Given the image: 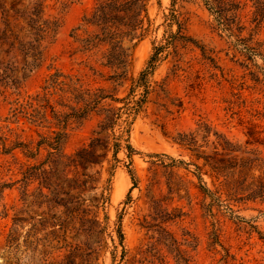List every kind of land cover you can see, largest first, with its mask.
I'll return each mask as SVG.
<instances>
[{
    "label": "trees",
    "instance_id": "16d2710c",
    "mask_svg": "<svg viewBox=\"0 0 264 264\" xmlns=\"http://www.w3.org/2000/svg\"><path fill=\"white\" fill-rule=\"evenodd\" d=\"M176 2L172 0L170 11L164 12L163 21L155 25L157 14L152 16V8L157 5L160 10L162 0H95L73 29L78 50L98 57L102 65L114 69V80L128 78L136 47L155 35L147 66L137 77L130 78L126 96H119L115 87L94 86L82 76L60 69L51 72L39 90L23 96L20 87L24 75L43 64L46 47L55 40L62 20L47 12L46 0L11 6L0 0V94L10 90L17 94L8 115L0 117V153L11 155L22 165L20 179L0 182V220L15 210V205L8 207L3 202L6 188L21 182L23 203L11 217L5 235L6 264H93L99 260L104 242L107 243L106 235L114 242L112 264L124 261L128 250L121 224L115 229V237L108 233V215L103 219L100 216L109 200L106 192L111 189V180L99 195L85 198V192L97 187L100 172L91 174L87 170L103 167L111 151L118 160L117 154L122 149L127 150L133 162L137 150L130 141L131 127L148 102L149 77L170 47L175 51L178 44L197 47L203 58L214 60L205 47L188 35V21L174 8ZM201 2L212 17V28L219 35L232 38L236 52L249 61L257 56L264 59V40L259 37L264 27V0ZM162 26V37L157 38ZM80 30L83 36L77 33ZM92 114L100 119L89 141L68 152L65 144L72 125ZM22 120L47 130L37 131V137L26 138L24 129L18 127ZM116 126L120 127L118 133ZM257 127L249 126L245 140L240 141L212 123L201 121L196 128L179 133L176 138L192 160L171 158L174 162L171 166L183 167L198 179L196 187L201 195L198 204L203 215L211 219L215 243L220 242L217 226L222 218L243 222L246 218L239 213L240 206L264 205V129ZM191 165L195 168L191 169ZM79 166L83 167L82 172L78 171ZM114 168L115 164L111 172ZM129 172L135 187L138 179L132 169ZM183 181L179 176L169 190L180 193L185 188ZM185 190L191 204L190 192ZM253 229L256 230L255 225H251L250 234ZM256 232L264 245V233Z\"/></svg>",
    "mask_w": 264,
    "mask_h": 264
},
{
    "label": "rangeland",
    "instance_id": "374dc122",
    "mask_svg": "<svg viewBox=\"0 0 264 264\" xmlns=\"http://www.w3.org/2000/svg\"><path fill=\"white\" fill-rule=\"evenodd\" d=\"M29 1L6 0V3L7 6L24 5ZM94 1L46 0L47 12L60 16L62 24L55 40L46 47L43 64L24 75L20 87L23 96L39 90L45 78L56 69L78 74L94 86L115 87L121 97L127 95L130 78L137 77L147 66L155 35L148 36L136 47L128 78L114 80L115 70L102 65L98 57L79 51V43L73 36V29ZM171 3L172 0H162L160 10L157 5L153 6L152 16L157 14L155 25L163 21V13L170 11ZM174 8L187 19L188 35L205 47L208 56L214 60L203 58L197 47L185 48L181 44L177 51L170 47L167 54H163L149 77L148 102L131 127L130 141L137 150L133 162L126 149L118 152V160L111 151L109 161L106 160L103 167L87 170L91 174L100 171L97 174L99 180L97 187L83 196L91 199L99 195L110 178L111 189L106 192L109 200L100 216L103 219L105 214L108 215V233L115 237V229L121 224L128 250L121 264H264V245L256 232L264 233V205L248 203L240 206L239 213L246 218L243 222L222 218L217 226L220 242L215 243L211 236V219L203 215L198 204L201 200L196 187L198 179L183 167L171 166L174 163L171 158L192 160L189 151L176 138L179 133L196 128L201 121L212 123L240 141L245 140L249 126L255 124L259 126L257 129H264V59L257 56L254 61H249L236 52L234 40L226 34L219 35L212 28V17L201 0H177ZM163 31L162 26L157 38L162 37ZM77 33L84 34L83 30ZM259 37L264 40V27ZM10 92L0 94V117L8 115L17 97ZM99 119V115L92 114L82 122L74 123L69 130L66 150L71 152L88 142ZM18 127L24 129L22 133L26 138L37 137V131L47 130L23 120ZM119 130L116 126V133ZM19 157L24 160L20 154ZM113 164L115 168L111 172ZM190 168L195 167L191 165ZM21 169L20 161L0 153V182L20 179ZM130 169L138 179L135 187ZM78 171L82 172L83 167L79 166ZM179 176L190 192L191 204L185 188L180 193L169 190V185H173ZM204 179L210 181L207 175ZM21 190V182H16L4 192L3 202L8 207L15 205V210H10V216L0 220V264H6L5 235L11 226V217L23 205ZM251 225L256 227L252 234L249 233ZM105 241L99 260L93 264L113 263L114 242L108 235Z\"/></svg>",
    "mask_w": 264,
    "mask_h": 264
},
{
    "label": "bare ground",
    "instance_id": "6f19581e",
    "mask_svg": "<svg viewBox=\"0 0 264 264\" xmlns=\"http://www.w3.org/2000/svg\"><path fill=\"white\" fill-rule=\"evenodd\" d=\"M122 190V189H121Z\"/></svg>",
    "mask_w": 264,
    "mask_h": 264
}]
</instances>
